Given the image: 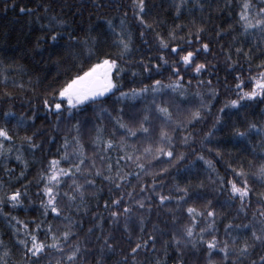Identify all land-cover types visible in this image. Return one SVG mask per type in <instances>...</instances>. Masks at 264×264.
<instances>
[{"label": "snow or ice", "instance_id": "6c2138e0", "mask_svg": "<svg viewBox=\"0 0 264 264\" xmlns=\"http://www.w3.org/2000/svg\"><path fill=\"white\" fill-rule=\"evenodd\" d=\"M111 3L112 0H108L109 6ZM104 6L103 3L95 5L97 8ZM173 7L176 19L185 12L190 15L200 12L199 23L193 17L188 25L174 24L164 34L156 31L157 21L150 22L147 18L146 0H132L139 37L148 45L145 37L152 33V43L158 53L149 55L147 60L141 57L136 62L130 59L133 35L126 28V11L119 26L113 19L98 17L106 25L107 32L99 26L89 25L85 30L72 27L56 16L50 18L46 25L50 35L40 39L58 46L53 54L59 57L57 64L64 66L62 78L57 76L40 90L33 88L35 95L29 98L30 116L17 115L11 107L0 113V160L7 162L15 155L25 170L28 162L24 159L23 146L27 145L33 153L44 148V141L37 140L44 135L43 129L27 134L41 108L46 116H55L49 131H59L64 120L76 121L71 124L56 154L39 169L34 181L13 189L0 180V214L6 219L10 215L4 211L6 207L27 211L25 200L33 203L29 191L33 184L42 209L40 219L32 221L34 228L16 216L9 219L14 230V246L22 253L21 264H42L45 260L47 264H106L109 256L117 257L114 264H167L170 252L175 256L174 264H189V258H193L191 264H264V190H258L264 189V125L250 122L243 131H234L240 143L251 135L259 136L260 140L246 146L247 160L228 165L231 178L218 173L215 178L209 176L215 192L227 193L226 199L215 204L207 193L200 191L205 187L203 181L181 183L182 172L195 175L197 161H203L215 172L212 161L195 148L188 154L177 151V140L184 146L196 143L189 128L204 120L205 112H211L213 100L219 97L222 66L228 75L235 73L232 76L235 83L231 86L225 83L223 87L236 98L226 100L220 113L264 103V60L253 66L251 49L244 50V41L235 46L238 36L254 34L260 37L256 47L264 45V0H243L235 23L227 28L205 26L212 18L211 0H174ZM205 10L208 12L206 18ZM20 11L26 10L22 7ZM27 11L31 13L32 10ZM185 27L189 28L188 32L181 34ZM65 28L68 29L66 36ZM98 30L113 37L110 44L105 46L104 41L93 35ZM233 32L237 35H232L231 41L225 44L224 38ZM61 40L64 41L62 45ZM133 63L142 67L143 72L148 73L145 79L152 82L122 91L129 71L133 81L141 75L133 68ZM165 67L170 69L167 83L152 79L153 73L159 75ZM11 68L12 65L0 68V75H3L0 84L5 88L9 80L5 73ZM185 76H188L187 83ZM13 84L25 87L15 81ZM169 93L178 96L179 102L174 98H160ZM113 97V104H121L115 109L116 115L106 106ZM13 98V92H0V101ZM33 99L38 103L32 104ZM193 100L197 103L193 104ZM125 101H145L139 110L142 114L133 113L125 120ZM185 102L190 105L186 109L181 107ZM127 106L135 108V104ZM89 109L99 121L94 125V133L88 128L86 115L77 119ZM260 114L264 116V109ZM105 116L112 122L111 133L107 136ZM220 120L221 116L217 115L211 129L200 138L201 149L211 143L213 130ZM84 129L91 133V152L86 149ZM21 131L25 135L20 136ZM71 132L75 135L69 137ZM47 140L55 143L52 135ZM207 150L213 151L211 147ZM112 153H116L115 159ZM192 153L195 154L193 160L181 168L187 155ZM216 155H220L218 149ZM171 169H175V174ZM4 172L10 180L13 178L14 169L5 168ZM24 175L21 171L17 181ZM105 191L103 209L108 213L106 222L112 226L107 231L103 227V212L93 211V201L99 209ZM225 208H234L235 215L229 218L222 211ZM154 210L157 220L152 221L148 229ZM85 223L89 224L87 228ZM12 255V248L0 237V264H11Z\"/></svg>", "mask_w": 264, "mask_h": 264}, {"label": "trees", "instance_id": "16d2710c", "mask_svg": "<svg viewBox=\"0 0 264 264\" xmlns=\"http://www.w3.org/2000/svg\"><path fill=\"white\" fill-rule=\"evenodd\" d=\"M146 2L149 13L147 18L150 22L152 20L157 21L158 24L155 26L156 31L163 32L164 34H166L174 24L179 23L188 25L193 17H195L199 23L201 18V13L194 11L191 15L185 12L179 19H176L174 15L175 8L173 7L174 0H146ZM6 3L8 5L7 8H5ZM101 3L105 6L102 8L95 7L96 4ZM211 3L213 5L212 18L206 22L205 26L209 29L215 25L227 28L229 24L235 23L237 13L240 11V4L243 3V0H211ZM131 4L132 0H112L110 6L108 4V0H0V68H3L5 65H12V68L8 69L5 73L9 77L7 86L5 88V85L0 84V92L7 90L14 93V98L12 100L5 99L0 101V113L11 107L17 115L25 113L30 116L32 113L29 98L34 97L35 95L33 88L40 90L45 85L53 82L54 78L57 76L62 78L64 66L57 64L59 57L53 54L57 51L58 46H54L51 41L40 39L41 37L50 35L46 25L53 16L66 20L72 27L87 30L89 25H92L93 27L99 26V29H103L104 32H107L106 25H104L103 21L98 19V17L102 16L106 19H113L114 23L119 26L120 19L126 11L128 13L126 28L133 35V51L130 57L131 61H139L141 57H144L145 60H147L149 55H158L156 46L152 43L154 39L152 33H148L145 37V39L149 41L148 45L144 44L140 39V28L138 26V22L133 16ZM117 5H119V7H117ZM22 7L26 10L23 13L20 11ZM45 7H47V11H45ZM28 9L32 10L31 13L27 11ZM203 15L205 18L207 17V10H205ZM56 30L59 31L60 29ZM67 30V28L63 30L65 36L67 35ZM188 30L189 28L185 27L183 33L181 34L187 33ZM104 32L98 30L93 32V35H97L101 41L105 42V46H107V44L111 43L113 37L110 34L105 35ZM207 35L208 34L206 33L205 38H207ZM232 35H237V33L233 32L226 36L224 38L225 44H227L228 41H231ZM212 36H215L214 32H212ZM240 41H244L243 48L245 51L251 49L253 55V66L264 60V45H262L261 48L256 47V44L260 41L258 34H254L250 37L238 36V41L235 46H240ZM59 43L62 45L64 41L61 40ZM149 46H151V52H149ZM233 58L235 59V56ZM153 63H155V61H153ZM244 67L247 69V64H244ZM133 68L141 73V75H138L133 81L131 79V71H129L128 76L125 77V87L121 89L122 91H126L128 88L132 87H141L143 83L151 84L152 82L151 79H145V77L148 76V73H144L142 67H136L135 63H133ZM169 73L170 69L166 67L162 68L161 74L157 75L153 73L152 79H160L163 80L164 83H167ZM234 75L235 73H232L231 75L225 73L222 66V69L219 72L221 82L219 86V97L216 100H213L211 112H205L204 120L195 124L192 128H189V131L194 133L196 143L190 144V146H184L180 144L179 140H177L178 152H185L188 154L192 152L193 148H195L197 151H201L205 158L211 160L215 166V172H213L207 165L204 164L203 161H197L196 168L193 170L195 175L189 176L187 173H181V176L183 177L181 183L191 180L193 184H198L200 181H203L205 187L200 189V191L207 193L208 198L214 200V204L216 201H223L226 199L227 193L219 194L215 192L211 182L209 181V176L215 178L218 173L222 176L227 174V177L231 178V171L228 169V165L230 163L235 165L241 160H247L249 157L247 156L246 146L250 147L252 144H255L260 140L259 136L251 135L243 143H240L238 142V138L234 137V131L237 129L243 131L247 128L250 122L264 125V116L260 114L261 109H264V103H260L258 106H254L253 108H241L239 110L226 109L224 113L219 112V109L224 105L226 100L236 98L234 93H230L223 87L225 83L229 86L235 83L232 79V76ZM244 75H248L247 71H245ZM226 76L227 79H225ZM2 79L3 75H0V80ZM187 80L188 76H185L184 82L187 83ZM13 81H15L16 84L22 83L25 87L19 88L13 84ZM215 82V78H213V83L215 84ZM150 98L151 97H149V99ZM160 98H174L177 102L180 100L178 96L171 93ZM114 99L115 98L113 97L106 102V106L112 110V115H116L115 109L121 106V104H113L112 100ZM189 99L192 98L189 97ZM31 103L37 104L38 101L33 99ZM144 103L145 101H125V120H128L129 115L133 113L141 115L142 112L139 110L143 108ZM192 103L195 104L197 101L193 100ZM131 104H135V108L127 106ZM189 106L190 105L187 102L181 104V107L185 109ZM84 115H86L89 119L88 128H90L92 133H94V125L99 121L91 109H89L86 114H82L80 117H77V119H83ZM217 115L221 116V120L220 123L217 124L216 129L213 130L214 134L210 138L211 143L201 149L199 143L200 138L203 137L209 129H211L213 123L216 122ZM75 122V119L64 120L60 124L59 131H49L55 123V116H46L41 108L38 113V119L35 120L34 126L28 129L27 134H31V132L35 129H43L44 135L38 136L37 140L44 141V148L33 153L28 150L27 145L23 146L24 159L28 162V168L26 170L24 169V165L15 159V155H13L7 162L0 160V180L10 185L13 189L20 187L28 181H34L39 169L47 163L48 159L52 158V156L56 154V149L63 143L65 134L68 132L71 124H74ZM103 123L105 125V136H107L111 133L112 122H110L109 118L105 116ZM82 133H85L83 134V139L85 141L86 149L91 152L93 150L92 145L89 142V135L91 133H88V129L82 130ZM68 134L69 137L75 135L74 132ZM19 135L23 136L25 135V132L21 131ZM49 135L55 137V143L48 142L47 137ZM17 144H19V139H17ZM208 147H211L213 151L208 152ZM216 149L220 152L219 156L216 155ZM115 155L116 153H112L113 159H115ZM194 155V153L187 155V159H185L180 165L181 168H183V165H186L189 161L193 160ZM5 168L14 169V175L11 180L4 172ZM21 171H24L25 175L17 181L16 177H19ZM170 171L175 174V169H171ZM148 182H151L150 179ZM29 191L31 193L33 203L29 204L28 200H25V207L27 208V211L24 209L12 210L6 207L4 211L9 212V218L6 219L2 214H0V237L3 238L6 245L12 248L13 255L10 258L11 264H21L22 253L18 246H14L15 237L13 236L14 230L9 223L10 217L16 216L20 220L28 222L29 226L34 228L35 225L32 221L39 220L42 211V209H40L39 198L35 195L36 187L34 184ZM106 196L107 192L105 191L102 194L99 209H96L95 201H93V211L103 212L105 217L103 227L107 231L112 226L106 222L108 219V213L103 209V198H106ZM172 206H174V204ZM252 207H256L255 202H253ZM161 211L163 210L161 209ZM222 211H224L229 218L235 215L234 208H225ZM250 215L251 210L249 211V216ZM48 219L52 220V217L49 216ZM160 219L162 220L163 217H160ZM155 220H157V217L154 210L151 220L147 225L148 229L151 228V222ZM12 223L14 224L15 222L13 221ZM53 223L58 222L54 221ZM88 226L89 224L85 223L84 227L87 228ZM220 227L222 230L223 226L220 225ZM117 235H119V233H117ZM41 238H43V236H41ZM159 255L162 256L163 254L159 253ZM170 256L171 258L168 259L167 264H174L175 256L171 252ZM116 259V256H109L106 259V264H114ZM192 259L193 258H189V264H191ZM42 264H47V261H42Z\"/></svg>", "mask_w": 264, "mask_h": 264}]
</instances>
